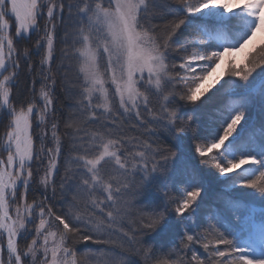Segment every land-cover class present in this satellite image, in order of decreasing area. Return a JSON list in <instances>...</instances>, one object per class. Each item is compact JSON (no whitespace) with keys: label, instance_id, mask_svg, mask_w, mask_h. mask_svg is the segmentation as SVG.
I'll return each instance as SVG.
<instances>
[{"label":"snow or ice","instance_id":"obj_1","mask_svg":"<svg viewBox=\"0 0 264 264\" xmlns=\"http://www.w3.org/2000/svg\"><path fill=\"white\" fill-rule=\"evenodd\" d=\"M207 174L264 203V0H0V264H264V216L202 213Z\"/></svg>","mask_w":264,"mask_h":264},{"label":"trees","instance_id":"obj_2","mask_svg":"<svg viewBox=\"0 0 264 264\" xmlns=\"http://www.w3.org/2000/svg\"><path fill=\"white\" fill-rule=\"evenodd\" d=\"M60 47H63V45H59ZM38 57H34V61H36L38 63ZM75 74V69L73 68L72 69V72L70 73V75L74 76ZM40 85H39V82L35 85V91H36V94L38 93V89H39ZM33 85H32V76L26 74V73H22L21 76H20V81H19V84L17 86V98L18 99H21V98H28L30 99L33 95ZM63 93V89L61 88L60 90H58L56 92V99L54 100V107L56 108L57 110V115H60L61 113H66L67 110H68V100L66 98V96ZM235 97H229L227 94H225V97L224 99L222 98H212L210 96L202 99V101H204V105H203V114L205 115V119L206 118H209V120L211 119H214L217 115V110L219 107H221L225 102H227L228 99H233ZM199 103V102H198ZM163 139V138H162ZM175 151H177L178 153L182 154L185 156V158L189 161L190 165L192 167H195L196 164H197V161L195 160V158L192 156L191 152L185 147L183 149V152L181 153V150L180 149H174ZM206 179H207V176H206ZM210 181L212 183L213 179L210 178ZM206 183H207V189H210L209 191H207V194L208 196H205V201H208L209 202V197H213L216 198V197H220L221 195L223 194H218L216 192H214V187L212 188H209V182H208V179L206 180ZM217 185V184H216ZM173 195H175V191H173L172 193ZM224 196V195H223ZM226 196V195H225ZM230 197H233V198H238L237 199V202L235 203V206L237 207V209L241 208L242 206L244 205H250L251 204V201H247L246 199H244L243 197H240L239 195H235V196H230ZM216 200H219V199H215L214 201ZM211 203V202H209ZM214 206V204L212 205ZM204 207H209L208 204L205 202V205L202 207L201 209V212L203 213L204 212ZM258 214H260V216H258V219L261 217V216H264V209H262V212L263 213H259L258 211H256ZM90 244V242H89ZM82 250V249H81ZM198 251H200L201 253H203V250L200 249L199 247L197 248ZM168 251L167 248H162L161 249V252H164L166 253Z\"/></svg>","mask_w":264,"mask_h":264},{"label":"rangeland","instance_id":"obj_3","mask_svg":"<svg viewBox=\"0 0 264 264\" xmlns=\"http://www.w3.org/2000/svg\"><path fill=\"white\" fill-rule=\"evenodd\" d=\"M235 2H236V0H233V3H235ZM242 2H243V0H241V3ZM233 56L238 61L240 66H243L244 64L247 63L248 59L251 57V53L249 52L247 55H245V53H234L230 56H226L225 59L222 60L215 67V69L208 76L207 80L204 82V87L207 88V92L205 93V95L203 97H201V100L208 97V96H210L214 99H216V98L224 99L225 94H227V91L231 88V81H229V84H226L224 89H222L220 92H217V89L220 87L221 84L224 83V81L229 80L227 73H228L229 65H230V62H231V59ZM38 59H39V57H38ZM38 92H39V89H38ZM213 93H215V95H213ZM203 109L204 108H202V110ZM204 117H205V115H204ZM209 118H206V120H209ZM230 175H232V174H230ZM210 178L213 179L212 183L210 181ZM207 179L209 182V185H208L209 188H212V187L215 188L214 192H216L218 194H223L224 196L226 195L229 197L239 195L240 197H243L247 201H251L250 206L252 209L255 210V213L258 216H260V214H258L256 211H258L259 213H263L262 209H264V203L257 201V200H254L252 197V194H251V190H237L236 192H233L230 187L226 188V186L222 182L216 180L213 175L207 174ZM209 190L210 189H207V191H209ZM223 195H221L220 197H216L214 199H213V197L210 196L209 202H211V203H209L208 201H205V202L208 204V206H212L214 204V206H212V207H215L219 200H216V201H214V200L220 199L221 197H224ZM205 196H208L207 192H206ZM234 207L240 213H242L244 215H248V212L244 211V207L239 208V209H237V207L235 205H234ZM207 208L204 207L203 210L205 211Z\"/></svg>","mask_w":264,"mask_h":264}]
</instances>
